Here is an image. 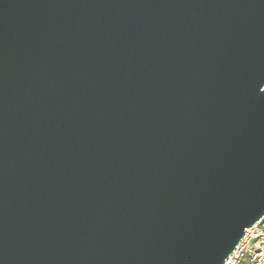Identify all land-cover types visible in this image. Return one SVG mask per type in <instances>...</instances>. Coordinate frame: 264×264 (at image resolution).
<instances>
[{
    "label": "water",
    "instance_id": "water-1",
    "mask_svg": "<svg viewBox=\"0 0 264 264\" xmlns=\"http://www.w3.org/2000/svg\"><path fill=\"white\" fill-rule=\"evenodd\" d=\"M264 215V0H0V264H223Z\"/></svg>",
    "mask_w": 264,
    "mask_h": 264
},
{
    "label": "built area",
    "instance_id": "built-area-1",
    "mask_svg": "<svg viewBox=\"0 0 264 264\" xmlns=\"http://www.w3.org/2000/svg\"><path fill=\"white\" fill-rule=\"evenodd\" d=\"M223 264H264V215L245 229Z\"/></svg>",
    "mask_w": 264,
    "mask_h": 264
}]
</instances>
